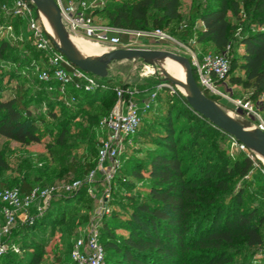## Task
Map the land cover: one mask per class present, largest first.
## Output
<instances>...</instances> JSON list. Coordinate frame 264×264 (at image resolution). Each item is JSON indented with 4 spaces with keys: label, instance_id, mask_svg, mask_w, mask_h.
<instances>
[{
    "label": "trees",
    "instance_id": "1",
    "mask_svg": "<svg viewBox=\"0 0 264 264\" xmlns=\"http://www.w3.org/2000/svg\"><path fill=\"white\" fill-rule=\"evenodd\" d=\"M10 1L0 0V3ZM209 1L210 7L201 10L193 7L190 11L201 24L195 41L208 42L211 53H221L229 46L227 79L230 84L248 92L247 99L258 100L264 118V29H261L264 25V0ZM239 5L242 6L243 19L240 21L243 27L238 32L227 14L229 12L238 19ZM178 6V0H108L100 9L94 10L92 16L104 13L107 25L125 29H141L150 24L153 28L162 29L163 25L176 30L185 39L189 24L181 21ZM5 21L11 23L15 31L23 30L18 18L10 16ZM15 44L0 38V61L26 82L35 84V92L30 95L32 100L40 99L47 105L58 104L65 108H82L98 103L105 109L103 113H84L86 127L96 146L95 127L114 102L113 86L102 79L100 82L104 87L77 92L75 101L68 104L33 75L22 74V65L27 67L32 60H39L41 54L27 40ZM28 48L35 52L34 57L22 58V53ZM237 48H240L239 53ZM12 50L17 53L11 55ZM203 54L199 52V55ZM232 70L236 73L230 76ZM192 72L197 83L193 68ZM197 85L210 100L216 102L220 99ZM24 94L25 89L18 84L11 95L0 96V136L27 145L38 143L39 133ZM174 94L177 98L175 108L166 109L163 118L156 120L161 129L156 131L154 142L147 150L145 166L137 161L131 163L129 176L141 180L144 175L147 179V199H131L126 207L127 213L118 216L124 224L125 236L115 237L116 227L108 221L100 227L104 264L107 256L112 264H232L235 256L239 255L245 259L237 264H264V256H256V249L263 244L260 228L264 222V211L252 203L245 204L243 198L247 175L255 166L264 172V166L249 151L236 150L227 156L219 144V141H227V134L193 111L176 89ZM157 99L158 95L156 102ZM152 110L151 107L144 114ZM235 112L243 115L241 110ZM0 167L6 168L1 153ZM89 170L91 167L85 166L82 172L86 174ZM70 180H62V183ZM12 186H17L21 194L33 188L29 182L19 180L0 189ZM77 193L83 196L85 188L81 187L74 194ZM42 213L35 216L29 225H20L17 230L13 227L6 240L12 237L11 242L15 243L19 241L14 239L15 234L17 237L19 232L29 235L38 227L45 230L48 225L61 223L63 218L62 213L49 209ZM18 249V253L8 250L0 255V264L41 263L43 246L40 242H19Z\"/></svg>",
    "mask_w": 264,
    "mask_h": 264
},
{
    "label": "rangeland",
    "instance_id": "2",
    "mask_svg": "<svg viewBox=\"0 0 264 264\" xmlns=\"http://www.w3.org/2000/svg\"><path fill=\"white\" fill-rule=\"evenodd\" d=\"M178 1L180 19L189 24L186 38L182 39L181 34H177L176 30L172 31L171 27L166 28L162 25V30L175 41L186 45L193 52L211 53L212 51L208 42L195 41L201 31V24L196 16L190 14V11L193 7L201 10L204 7H210L212 4L209 0ZM62 2L65 3V0H62ZM227 15L239 32L243 27L240 21L243 19L242 6L239 5L238 19H234L229 12ZM93 21L95 24L107 25L104 13L94 15ZM181 24L183 25V22ZM151 29H153V26L150 24L146 28L135 30ZM261 29H264V25ZM80 38L83 40H75H79V42L84 43L88 48L97 51L98 55L96 57L103 55L109 50L105 44H98L94 40L83 37ZM189 39H192L194 42H187ZM142 43L144 46L138 48L169 51L187 58L190 63L187 51L179 46L176 47L172 43L161 41L158 44L153 41H143ZM14 45L16 44L14 43ZM239 51L240 48H237L236 52L239 53ZM15 52L12 50L11 55H14ZM22 54V58L31 59L34 57L35 52L31 48H28ZM161 60L149 62H144L140 58L135 60H113L107 66L106 76L99 78V80H107L113 87L128 84L137 90L150 89L159 83H168L170 85V87L163 85L158 89V99L155 105L152 106V111L140 114L141 123L139 122V131L133 136L131 145L125 149L122 156V164L114 177L103 181V175L96 173L93 184V190H95L94 197H89L87 194L81 196L78 193L50 197L44 211L49 209L57 214L62 213L63 218L61 223L48 225L45 230L42 227H38L35 232L29 235L19 232V237L15 234L16 238L14 239H19L15 243L11 242L13 241L12 237L7 240L6 237L4 241L7 245L13 244L18 246L19 242L38 241L43 246L40 264H72L68 256L71 245L75 239L89 229L90 225L98 223V229L100 230L102 223L108 221L111 226L116 227L115 237L121 238L126 235L124 224L118 216L122 217V213H127L126 207L129 205L131 199L135 201L147 199L145 192L147 179L144 175L141 180L132 179L129 176L131 163L137 161L142 167L145 166L147 162V150L154 142L153 138L156 135V131L161 129L157 125L156 120L163 118L166 109L175 108L176 106L177 98L174 94V89L182 96H186L183 90L176 88L167 81L164 73L169 78H172V76L163 69ZM24 68L25 66L22 65L21 69ZM235 73L236 71L232 70L230 76ZM18 84H21L25 89V103L30 110L31 119L38 128L39 142L23 145L0 136V153L3 163L6 165V168L0 167V188L2 186H11L19 180L27 181L33 187H43L45 185L59 186L62 184V180H70L74 177L83 178L90 171L83 174L82 171L85 166L93 169L95 165V145L91 132L86 127L84 113H103L105 109L98 103L83 106L82 108L78 106L75 108H65L58 104L47 105L40 99L32 100L30 95L35 92V84L26 82L20 76L13 73L11 69L7 68L4 61H0V96L7 97L11 95ZM215 87L234 98H247L249 95L240 86L230 84L227 77L215 83ZM134 98L138 101V97ZM250 101L253 104V108L261 114L258 100ZM215 104L225 113H231L235 120L241 124L253 127V116L247 118L245 115L237 114L229 101L220 98L216 100ZM61 132L63 135L59 136ZM219 144L227 156L232 155L236 151L230 146L228 140L219 141ZM123 160L127 161L123 162ZM245 184L243 194L245 204L252 203L264 211V172L255 166L247 175ZM105 190L107 191V197L104 204H100L98 200L104 195ZM34 217L33 211L24 213L16 218L13 227L17 230L20 225H29L34 221ZM260 231L263 244L256 249L257 257L264 256V222L261 225ZM244 259L243 255L235 256L232 264L242 262ZM105 264H112L110 257L107 256Z\"/></svg>",
    "mask_w": 264,
    "mask_h": 264
},
{
    "label": "built area",
    "instance_id": "3",
    "mask_svg": "<svg viewBox=\"0 0 264 264\" xmlns=\"http://www.w3.org/2000/svg\"><path fill=\"white\" fill-rule=\"evenodd\" d=\"M60 11L61 22L70 35L94 40L105 44L109 50L116 48L142 47L143 41L158 44L172 43L185 49L189 55L190 65L197 76V83L210 94L229 101L234 110H241L247 118L253 116V127L264 132V118L253 108L247 98H234L215 87V83L225 79L229 72V46L221 53L199 55L183 43L175 41L161 28L135 30L109 25L95 24L92 13L100 9L108 0H55ZM29 2H31L29 0ZM18 18L23 30L15 31L13 25L5 21L8 17ZM124 37V40L121 39ZM0 38L12 43L27 40L41 54L39 60H32L22 70V74L33 75L45 83L48 90L56 91L68 104L75 101L77 92H89L104 87L99 78L72 65L52 44L44 28L41 17L35 7L26 0H11L0 3ZM187 42H194L189 39ZM170 87L168 83H159L150 89L137 90L132 86H114V102L110 110L102 115L96 124L97 143L95 148V165L83 178H75L59 186L45 185L33 187L28 193L21 194L17 186L0 189V255L8 250L18 253L16 245H7L4 239L9 235L18 216L31 209L35 216L45 210L47 201L54 195L76 193L81 187L89 197L95 196L93 190L94 175H103V181L113 178L122 164L125 149L131 145L140 121V114L156 103L158 89ZM134 97H138V101ZM228 143L235 150H248L232 136L227 135ZM102 181V182H103ZM102 184V183H101ZM107 191L98 200L104 204ZM98 223L75 239L69 250L72 264H104V250L99 241Z\"/></svg>",
    "mask_w": 264,
    "mask_h": 264
},
{
    "label": "water",
    "instance_id": "4",
    "mask_svg": "<svg viewBox=\"0 0 264 264\" xmlns=\"http://www.w3.org/2000/svg\"><path fill=\"white\" fill-rule=\"evenodd\" d=\"M30 1L34 5L39 16L41 17V15H44L51 23L57 38L56 41L48 34L53 46L63 54L72 65L98 78H104L106 76L107 66L113 60H135L140 58L144 62H149L152 60L171 58L181 64L184 68L185 83L175 81L169 78L165 73L164 75L167 81L176 88L179 89V87H184L188 90L189 95L185 96V99L189 107L207 119L216 128L232 136L258 160L259 158L257 155L264 158V132L254 127L253 130H249L224 116L217 109L215 102L207 98L199 89L187 58L169 51L142 48H116L108 50L103 55L96 58L83 57L75 50L70 41V33L61 22L60 11L56 1L39 0V4H35L32 0Z\"/></svg>",
    "mask_w": 264,
    "mask_h": 264
},
{
    "label": "bare ground",
    "instance_id": "5",
    "mask_svg": "<svg viewBox=\"0 0 264 264\" xmlns=\"http://www.w3.org/2000/svg\"><path fill=\"white\" fill-rule=\"evenodd\" d=\"M32 1L35 4H39V0H32ZM41 20H42V23H43L44 28L47 31V33L53 39H55L57 41L55 32H54L53 27H52L51 23L49 22V20L44 15H41ZM69 38H70V41H71L72 45L74 46L75 50L81 56L88 57V58H96V55H98V52L95 51L94 49L88 48L84 43L75 40V39L83 40L82 38L74 36V35H70ZM92 56H94V57H92ZM161 64L163 66V69L166 70L172 76L173 80L185 83L184 68L181 64H179L178 62L174 61L171 58H163L161 60ZM179 88L184 91L186 96L189 95V92L186 88H184V87H179ZM216 107L224 116H226L230 120H233V121L239 123L240 125L244 126L245 128H247L249 130H253L252 126L247 127V126L241 124L239 121L235 120V118L233 117V115L231 113H225L217 104H216ZM257 156L260 159V161L262 162V164L264 165V158L261 157L260 155H257Z\"/></svg>",
    "mask_w": 264,
    "mask_h": 264
},
{
    "label": "crops",
    "instance_id": "6",
    "mask_svg": "<svg viewBox=\"0 0 264 264\" xmlns=\"http://www.w3.org/2000/svg\"><path fill=\"white\" fill-rule=\"evenodd\" d=\"M73 39V38H72ZM79 41V40H78Z\"/></svg>",
    "mask_w": 264,
    "mask_h": 264
}]
</instances>
